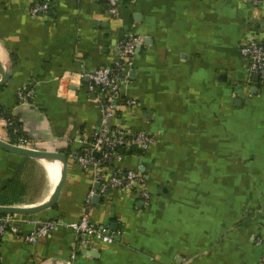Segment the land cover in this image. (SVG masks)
I'll use <instances>...</instances> for the list:
<instances>
[{
	"label": "crops",
	"instance_id": "obj_1",
	"mask_svg": "<svg viewBox=\"0 0 264 264\" xmlns=\"http://www.w3.org/2000/svg\"><path fill=\"white\" fill-rule=\"evenodd\" d=\"M40 1L0 0V59L11 72L0 88V139H14L6 123L14 119L38 150L69 152L59 203L29 218L88 213L118 240L82 249L60 228L28 243L33 227L24 225L19 238L1 235L0 264H260L264 79L252 82L241 47L251 32L264 41V0H126L117 20L105 0H57L50 14L33 16ZM128 34L141 43L126 68L124 92L136 106L125 124L155 144L132 149L122 166L140 173L151 200L112 190L87 208L97 173L77 154L101 119L89 76L113 63ZM25 86L35 93L24 104ZM49 165L0 149V205L47 202L58 185Z\"/></svg>",
	"mask_w": 264,
	"mask_h": 264
},
{
	"label": "built area",
	"instance_id": "obj_2",
	"mask_svg": "<svg viewBox=\"0 0 264 264\" xmlns=\"http://www.w3.org/2000/svg\"><path fill=\"white\" fill-rule=\"evenodd\" d=\"M57 0H43L30 8L33 16L50 14ZM126 0H105L106 12L111 20L121 17ZM141 40L133 34H128L117 42L115 59L112 64L100 68L89 76L88 93L97 97L100 103L99 129L85 140L82 155L77 156V161L84 167H93L96 170V179L92 190L86 200L89 208L96 196L107 197L110 191L118 190L131 193L140 197L145 203L151 200L150 193L146 190L145 179L135 170H127L122 166L125 153L129 150L148 152L155 144L154 136L139 132L134 133L125 124V112L136 106V102L127 97L124 84L128 80L126 68L133 58L136 46ZM242 55L249 58L252 75L264 79V41L257 38L254 33H249L242 47ZM35 90L27 86L18 93L20 103H29L34 99ZM4 115L0 109V119ZM7 127L14 139L10 141L19 147L38 150L36 143L27 135L22 134L23 128L14 119H6ZM95 154L99 155L97 159ZM113 164V165H112ZM103 169H107L106 175ZM98 187H100L98 189ZM31 225L33 228L25 236L28 243L49 237L60 228H67L74 232L77 245L88 249L95 239L105 244H116V234L95 225L88 213L79 220L66 222L62 219L36 221L29 216L7 215L0 216V235L21 236V227ZM257 245H264V239L255 240ZM75 257H73L74 259ZM260 264H264V258Z\"/></svg>",
	"mask_w": 264,
	"mask_h": 264
},
{
	"label": "water",
	"instance_id": "obj_3",
	"mask_svg": "<svg viewBox=\"0 0 264 264\" xmlns=\"http://www.w3.org/2000/svg\"><path fill=\"white\" fill-rule=\"evenodd\" d=\"M0 74L2 79L0 81V88L7 84L11 77V72L8 70L6 65L0 59ZM260 77L258 75H253L252 82H258ZM0 149L19 156V157H27L36 161H42L46 163H60L62 165V169L60 170V181L55 188L54 193L50 197V199L38 206L34 207H16V206H1L0 205V216H7V215H19V216H36L44 211L51 210L57 206L59 203L63 189L66 185L68 179V166H69V159L68 156L61 152H52V151H43V150H33L27 149L23 147L16 146L11 144L10 142L3 141L0 139ZM95 157H99L98 154H95ZM100 187H98L99 189ZM100 197L96 196L93 199V203L97 204L100 202ZM1 239V235H0ZM68 264V263H62ZM70 264V263H69Z\"/></svg>",
	"mask_w": 264,
	"mask_h": 264
},
{
	"label": "bare ground",
	"instance_id": "obj_4",
	"mask_svg": "<svg viewBox=\"0 0 264 264\" xmlns=\"http://www.w3.org/2000/svg\"><path fill=\"white\" fill-rule=\"evenodd\" d=\"M61 169H62V165L60 163H52V164L50 163V165L48 166L49 175L55 184L59 183Z\"/></svg>",
	"mask_w": 264,
	"mask_h": 264
},
{
	"label": "trees",
	"instance_id": "obj_5",
	"mask_svg": "<svg viewBox=\"0 0 264 264\" xmlns=\"http://www.w3.org/2000/svg\"><path fill=\"white\" fill-rule=\"evenodd\" d=\"M12 138H14V136H13ZM130 151H131V150H130ZM64 153H65L67 156H69V152H68V151H65ZM82 153H83V152H81L80 154H77V156H78V155H82ZM128 154H130V153H129V150L125 153V155H128Z\"/></svg>",
	"mask_w": 264,
	"mask_h": 264
}]
</instances>
